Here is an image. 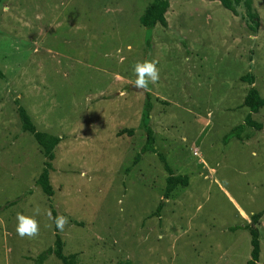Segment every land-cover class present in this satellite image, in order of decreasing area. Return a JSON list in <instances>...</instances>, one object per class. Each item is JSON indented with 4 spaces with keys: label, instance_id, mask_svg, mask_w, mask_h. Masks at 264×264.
<instances>
[{
    "label": "rangeland",
    "instance_id": "374dc122",
    "mask_svg": "<svg viewBox=\"0 0 264 264\" xmlns=\"http://www.w3.org/2000/svg\"><path fill=\"white\" fill-rule=\"evenodd\" d=\"M152 1L0 0V264H33L53 246L49 211L68 218L57 233L72 264L249 259L245 225L264 205V133L245 126L241 141L224 137L249 112L250 87L264 99V0H252L254 34L215 1L168 0L166 26L146 45L138 18ZM144 59L158 61L160 78L140 94L134 67ZM146 101L155 152L187 177L166 199L157 154H140ZM17 106L60 139L49 198L35 184L46 158L21 131ZM250 118L264 127V107ZM36 206L39 235L19 237L17 214ZM256 229L264 264V213Z\"/></svg>",
    "mask_w": 264,
    "mask_h": 264
},
{
    "label": "trees",
    "instance_id": "16d2710c",
    "mask_svg": "<svg viewBox=\"0 0 264 264\" xmlns=\"http://www.w3.org/2000/svg\"><path fill=\"white\" fill-rule=\"evenodd\" d=\"M206 1H215L217 2L223 9L229 11L235 16H241L245 21V26L249 30L251 34H254L258 28V18L256 12L252 8V0H206ZM168 9V0H153L142 12V14L138 18L139 25L144 28V41L145 44L148 45L150 43V32L154 28L156 24L161 27L166 26V21L164 18V14ZM1 77V74H0ZM241 80L247 82V84L251 85L253 83L250 75L246 74L241 77ZM147 96V95H146ZM242 105L248 109V113L243 119V122L237 126H234L229 133L224 137V140L229 138H234L238 141L242 140L241 133L244 127L253 128L256 131H263L264 127L250 118V113H256L259 109L264 107V99L261 98L257 91L250 87L242 100ZM17 116L20 121V129L23 132H26L31 135L32 139L35 141L43 157L46 158L44 162V166L37 176L35 180L36 186L39 187L41 193L49 198L52 195V190L48 181V172H49V163L48 161L52 157V150L59 142V138L53 135H50L45 132L36 131L34 128L30 118L24 111V109L20 106H17ZM150 111V104L146 101L144 109L141 113V124L142 128L145 132V140L143 146L140 148V154L151 152L156 153L153 148L154 137L153 132L149 126L148 115ZM129 132V131H127ZM157 157L162 163V167L164 171L167 173L165 178L164 185V198H168L169 195L173 192V190L179 187L187 186V177L181 175H173L171 170L166 166L165 159L160 153H156ZM139 158L137 155L134 162H136ZM16 201L10 203V205L14 204ZM264 213V205L261 211L251 214L249 216V222L245 225V229L249 234V244H250V252L249 259L246 264H256L258 261L259 254V243H258V232L256 229L257 222ZM52 216L54 214L52 212ZM53 246L45 249L41 253L35 256L33 259V264H42L47 257L53 256L60 264H72V256H65L62 253L63 244L60 239V236L57 233V229L53 223Z\"/></svg>",
    "mask_w": 264,
    "mask_h": 264
},
{
    "label": "clouds",
    "instance_id": "9594fccd",
    "mask_svg": "<svg viewBox=\"0 0 264 264\" xmlns=\"http://www.w3.org/2000/svg\"><path fill=\"white\" fill-rule=\"evenodd\" d=\"M157 64L158 61L154 59H144L136 63L134 67V72L136 75L134 86L140 94L149 91V85L155 84L159 80L160 70L157 67ZM124 94L126 93L121 92V95ZM32 211V215H24L22 213L17 214L16 234L21 238H35L39 235L40 226L38 220L36 219V217L40 214L39 206H36ZM48 217L50 220H52L56 229L59 231H63L65 225L69 223L68 218L62 214L53 217L51 215V211H49Z\"/></svg>",
    "mask_w": 264,
    "mask_h": 264
}]
</instances>
